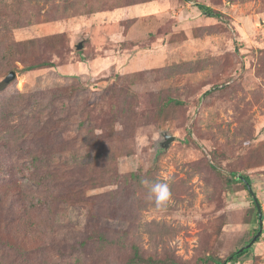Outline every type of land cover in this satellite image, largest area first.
Masks as SVG:
<instances>
[{
    "label": "rangeland",
    "instance_id": "374dc122",
    "mask_svg": "<svg viewBox=\"0 0 264 264\" xmlns=\"http://www.w3.org/2000/svg\"><path fill=\"white\" fill-rule=\"evenodd\" d=\"M17 3L34 17L8 37L0 32L2 46L18 43L25 53L0 73V83L16 73L0 100L23 94L13 120L34 118L69 151L45 163L65 180L26 191L37 202L73 184L88 205L57 202L41 215L38 248H10L2 263L130 264L137 245L145 257L179 264H264V229L245 255L228 260L259 229L234 174L264 198V0H0V13L10 16ZM145 4L148 17L107 14ZM58 88L59 97L50 94ZM166 133L175 141L165 152ZM23 145L40 151L43 142ZM13 164L27 174L31 158L20 153ZM143 179L169 184L166 210L154 206ZM95 230L120 235L127 248H81Z\"/></svg>",
    "mask_w": 264,
    "mask_h": 264
},
{
    "label": "trees",
    "instance_id": "16d2710c",
    "mask_svg": "<svg viewBox=\"0 0 264 264\" xmlns=\"http://www.w3.org/2000/svg\"><path fill=\"white\" fill-rule=\"evenodd\" d=\"M196 6L203 15L220 21H226L225 15L221 12L202 4H196ZM14 10L16 11L15 13ZM14 10L10 11V16L0 13V30H3L0 32H3L4 37H8L17 28L30 25L34 17L29 16V18L27 16L24 3H17ZM1 43L0 73L5 74L8 69L15 67L14 62L9 60V58L15 52L19 56H23L25 53L23 54V52L19 51L18 48H21V45L18 43H11L8 47L2 46ZM21 61L24 63V60ZM43 66L47 67L45 64ZM42 67L28 66L24 68V71H33ZM48 67H53V65L50 64ZM8 85L1 82L0 93L5 91ZM50 94L58 95L59 88L55 91H50ZM22 97L23 94H19L12 98L0 100V245L3 246V250L0 253V264H3L2 260L5 261L6 259L5 251L10 248H19L20 251L38 248L43 242V236L39 238V235L42 233L40 227L46 224L45 217L42 218L41 215L45 213L53 214L55 209L57 210V202L61 205H88V197L84 187L74 186L73 184H69L66 188L62 187L63 190L59 192V196H54V194L50 193L49 195L45 194L44 197L40 196L37 202H35V197L31 196L32 192L26 191L30 185H34L38 189L46 187L48 183H53L58 177L59 183H61V180H65L67 178L66 174L60 172L59 174L56 172L51 173L45 163H47L49 158L57 157L62 153H69V151L51 132H41L40 125L34 121V118L24 120L22 117L17 122L13 120L17 114L21 115V112H17V110L22 106ZM38 116L39 114L35 113V117ZM30 138L42 139L43 145L40 147V151L24 147L23 143ZM20 153L26 154L31 158V166L28 167L27 174L13 164V160ZM19 173L20 177L17 176ZM245 180L252 185L251 179L242 174H234L232 183L242 184L245 190L248 191L244 183ZM255 216V222H258L256 206ZM121 240L120 235L115 239L102 231L95 230L80 245L81 248L92 246L95 252L116 247L119 249L127 248ZM131 249L132 258L130 264H179L168 258L162 260L154 257H145L142 254L141 248L137 245L131 246ZM238 251L228 258L230 262H236L248 250H245L243 253H238ZM214 261L216 264L225 263H222L220 260ZM32 264H37L36 260Z\"/></svg>",
    "mask_w": 264,
    "mask_h": 264
},
{
    "label": "water",
    "instance_id": "95a60500",
    "mask_svg": "<svg viewBox=\"0 0 264 264\" xmlns=\"http://www.w3.org/2000/svg\"><path fill=\"white\" fill-rule=\"evenodd\" d=\"M74 48L79 51V50H82L84 48V44L83 42H78L74 45ZM16 78V73L15 72H11L7 78H5V80L2 82L3 84H9V82H11L12 80H14ZM175 141V137L174 136H171L169 134H165L164 135V141L161 143V151H167L170 144L172 142ZM159 151V152H161ZM247 189H248V192L249 194L251 195L252 199H253V202L256 206V210H257V214H258V223H259V229H258V232L257 234L253 237L252 240H250V242L245 245L243 248H241L238 253H243L245 250H249L254 244L255 242L261 237L262 233H263V229H264V215L262 213V210H261V205H260V202L253 190V186L251 185L250 182H248L247 180L244 181ZM226 264V263H224Z\"/></svg>",
    "mask_w": 264,
    "mask_h": 264
},
{
    "label": "clouds",
    "instance_id": "9594fccd",
    "mask_svg": "<svg viewBox=\"0 0 264 264\" xmlns=\"http://www.w3.org/2000/svg\"><path fill=\"white\" fill-rule=\"evenodd\" d=\"M120 127L119 125L117 126ZM141 183L148 189V197L158 210H166L172 201L173 193L168 183L143 179Z\"/></svg>",
    "mask_w": 264,
    "mask_h": 264
},
{
    "label": "crops",
    "instance_id": "0c3cea01",
    "mask_svg": "<svg viewBox=\"0 0 264 264\" xmlns=\"http://www.w3.org/2000/svg\"><path fill=\"white\" fill-rule=\"evenodd\" d=\"M135 9V10H134ZM149 6L148 5H143L142 8H119L115 9L111 12H108L107 14L113 15V17H120V18H128V17H139L140 15H144L143 17H148L147 14L145 15L144 13H148ZM75 42V41H74Z\"/></svg>",
    "mask_w": 264,
    "mask_h": 264
},
{
    "label": "built area",
    "instance_id": "2783aa9c",
    "mask_svg": "<svg viewBox=\"0 0 264 264\" xmlns=\"http://www.w3.org/2000/svg\"><path fill=\"white\" fill-rule=\"evenodd\" d=\"M262 177L264 178V166L262 167ZM264 191V188H263ZM262 213L264 214V198L260 202Z\"/></svg>",
    "mask_w": 264,
    "mask_h": 264
}]
</instances>
